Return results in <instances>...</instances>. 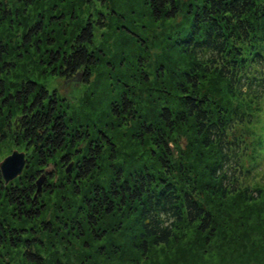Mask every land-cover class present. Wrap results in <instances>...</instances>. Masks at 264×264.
<instances>
[{
  "label": "trees",
  "instance_id": "16d2710c",
  "mask_svg": "<svg viewBox=\"0 0 264 264\" xmlns=\"http://www.w3.org/2000/svg\"><path fill=\"white\" fill-rule=\"evenodd\" d=\"M95 1L45 8L59 16L44 50L54 74L81 72L90 90L78 109L28 76L0 79V126L33 151L20 176L0 174V245L29 264L45 250L61 264L135 263L186 229L202 245L233 242L234 226L263 232L264 0H141L140 11L103 0L92 12ZM38 12L22 50L40 44ZM145 21L154 31L143 37L132 26Z\"/></svg>",
  "mask_w": 264,
  "mask_h": 264
},
{
  "label": "rangeland",
  "instance_id": "374dc122",
  "mask_svg": "<svg viewBox=\"0 0 264 264\" xmlns=\"http://www.w3.org/2000/svg\"><path fill=\"white\" fill-rule=\"evenodd\" d=\"M107 1V0H105ZM109 1V0H108ZM116 1V0H111ZM99 2L96 6V1L90 11L96 12V9L104 11L106 7L101 6ZM47 0H39L32 7L22 5L20 0H0V7L7 8V15L5 17L0 16V79L12 80V82L17 79L30 77L38 82H41L48 90L55 91L58 96L63 98V101L67 102V105L70 106V110L73 108H79L82 103H85L83 97L87 92H90L86 83L80 78L79 81H67L68 78L63 77L59 74H54L56 67L52 64L49 54L44 52L49 48H52L47 42V36L49 33L48 24L53 18H59V16H54L52 13H48L45 10ZM90 4V5H92ZM88 4H84L78 11L81 13L83 10L84 14L89 12L87 9ZM134 8L135 11H140L142 6L141 0H130V3H127V7ZM109 7V6H108ZM9 10V13H8ZM40 10H43V20L41 21V28L39 30L38 40L33 39L32 44L38 41L39 45H29L27 48L28 51L22 50L25 45L24 34L28 32V29L34 24L36 16L38 17ZM3 11V9H2ZM55 14H56V10ZM108 11V10H106ZM28 13V14H27ZM27 14V23L26 25L19 24L20 20ZM61 14V13H59ZM52 15V16H50ZM50 16V17H49ZM86 15L84 16V18ZM48 19H50L48 21ZM19 20V21H18ZM148 24V28L140 26H132L134 31L141 34L143 37H146L149 33H152L154 30L148 21H145ZM28 24V25H27ZM52 24V23H51ZM43 26V27H42ZM158 31V29H156ZM158 35V34H157ZM96 38H99L96 34ZM27 47V46H26ZM151 51V50H150ZM148 53L145 54L147 59ZM48 54V56H47ZM149 59V57H148ZM151 59H153L151 57ZM149 61V60H148ZM6 73H9L5 76ZM16 79V80H15ZM139 94L143 96V93L140 91ZM5 107L2 111L5 112ZM6 115V112L3 117ZM20 117V112H17L13 115L10 120V123L13 125L14 122ZM6 118V117H4ZM6 120V119H5ZM119 127V132L121 135L120 141H124L127 137L126 134L128 131ZM2 131L8 133L7 127L0 126V160L9 154L13 149L19 151H24L27 158V165L33 163V151L32 148H26L24 143L13 142L11 136L3 135ZM182 146H184L185 138H180ZM126 144H128L126 142ZM53 163H49L46 166L45 171L49 172L53 168ZM40 192H43V184ZM264 200V198H262ZM8 206L2 204L1 210L3 212L8 211ZM8 213V212H7ZM6 214V213H5ZM231 227V225H230ZM234 234H239L234 239L233 242L226 241H212L206 245L197 243V240H194L195 233L192 229L185 230V233L180 236L178 239L171 241L166 246H156L157 248L153 249L150 254L142 258L141 255L137 257V262L132 263L127 260L121 261L119 259H110L109 264H264V229L263 232L257 234V230L252 229H243L242 227L234 226ZM44 241V240H43ZM74 242V241H73ZM72 242V243H73ZM71 243V244H72ZM74 246V247H73ZM68 248L69 254L72 253L73 249H79V245L74 242V245ZM49 246H47L48 248ZM58 247V248H57ZM53 251L56 252L60 257V252L62 253V248L57 246ZM50 250V249H49ZM23 250L21 247L18 248H9L8 246L0 245V264H29L24 260ZM46 259L44 264H61L63 261L58 262L52 260L50 254H47L45 250ZM185 258V259H183ZM140 259V260H139ZM65 261V260H64ZM74 264H78L77 260L73 261ZM73 264V263H72Z\"/></svg>",
  "mask_w": 264,
  "mask_h": 264
},
{
  "label": "water",
  "instance_id": "95a60500",
  "mask_svg": "<svg viewBox=\"0 0 264 264\" xmlns=\"http://www.w3.org/2000/svg\"><path fill=\"white\" fill-rule=\"evenodd\" d=\"M81 78V72H77L73 77L67 79L79 81ZM15 128H20L19 122L16 120L14 123ZM71 162L66 167V171H69ZM27 165V158L24 151H19L17 149H13L9 154H7L5 157H3L0 160V174L2 177V180L5 184L12 181L14 178L20 176L22 173V170ZM44 174H41L37 177L35 183H36V190L40 191L42 188V184L44 182ZM36 195V193H35Z\"/></svg>",
  "mask_w": 264,
  "mask_h": 264
},
{
  "label": "flooded vegetation",
  "instance_id": "af4514ba",
  "mask_svg": "<svg viewBox=\"0 0 264 264\" xmlns=\"http://www.w3.org/2000/svg\"><path fill=\"white\" fill-rule=\"evenodd\" d=\"M15 123V122H14ZM20 123V122H19ZM19 126H20V128H21V124H19ZM20 128H18V129H20Z\"/></svg>",
  "mask_w": 264,
  "mask_h": 264
}]
</instances>
